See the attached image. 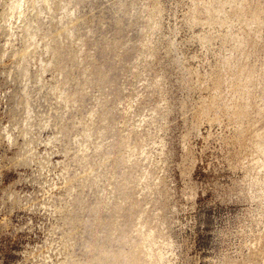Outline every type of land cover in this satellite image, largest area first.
<instances>
[{"label":"rangeland","instance_id":"obj_1","mask_svg":"<svg viewBox=\"0 0 264 264\" xmlns=\"http://www.w3.org/2000/svg\"><path fill=\"white\" fill-rule=\"evenodd\" d=\"M0 264H264V0H0Z\"/></svg>","mask_w":264,"mask_h":264}]
</instances>
